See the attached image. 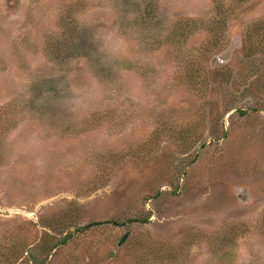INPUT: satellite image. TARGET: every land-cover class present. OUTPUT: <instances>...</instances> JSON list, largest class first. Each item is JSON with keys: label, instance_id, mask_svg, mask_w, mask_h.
<instances>
[{"label": "rangeland", "instance_id": "1", "mask_svg": "<svg viewBox=\"0 0 264 264\" xmlns=\"http://www.w3.org/2000/svg\"><path fill=\"white\" fill-rule=\"evenodd\" d=\"M28 250L264 264V0H0V264Z\"/></svg>", "mask_w": 264, "mask_h": 264}, {"label": "trees", "instance_id": "2", "mask_svg": "<svg viewBox=\"0 0 264 264\" xmlns=\"http://www.w3.org/2000/svg\"><path fill=\"white\" fill-rule=\"evenodd\" d=\"M260 27L261 26H260L259 21L258 22L256 21V23H254L252 25V28L254 30H257ZM255 43L259 44L258 42L253 41V39L251 40V38H247V44L244 46V49H246V52H248L250 50V48ZM248 111H249V109L239 110V115L243 117V116H245L248 113ZM133 221L134 222L135 221H138V222L145 223V222L148 221V217H145V218H129V219H127L124 222H133ZM104 223L105 224H113V225L123 224V222H118V221L112 219V220H107V221H103V222H92V223H88V224H86V225H84L82 227L77 228L76 230L77 231H83V230H87V229L91 228L94 225H99V224H104ZM72 235H73V232H70V233H67V234L63 235L61 238L57 239V241L51 246L50 249H53V248H55V247H57L59 245L66 244ZM28 253H29V256H31V257L33 256V254L31 253V250L30 251L28 250ZM32 259H34V257H32ZM33 262H34V264H44L45 259L40 260V261H37V260L34 259Z\"/></svg>", "mask_w": 264, "mask_h": 264}, {"label": "water", "instance_id": "3", "mask_svg": "<svg viewBox=\"0 0 264 264\" xmlns=\"http://www.w3.org/2000/svg\"><path fill=\"white\" fill-rule=\"evenodd\" d=\"M126 235H124L121 239H120V243L124 241Z\"/></svg>", "mask_w": 264, "mask_h": 264}]
</instances>
